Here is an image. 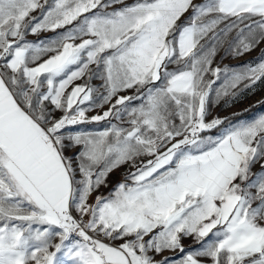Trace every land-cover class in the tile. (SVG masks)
<instances>
[{"label": "snow or ice", "instance_id": "snow-or-ice-1", "mask_svg": "<svg viewBox=\"0 0 264 264\" xmlns=\"http://www.w3.org/2000/svg\"><path fill=\"white\" fill-rule=\"evenodd\" d=\"M233 31V56L264 42V0H0V264H264V115L203 135L222 73L216 102L264 82L212 67Z\"/></svg>", "mask_w": 264, "mask_h": 264}, {"label": "rangeland", "instance_id": "rangeland-1", "mask_svg": "<svg viewBox=\"0 0 264 264\" xmlns=\"http://www.w3.org/2000/svg\"><path fill=\"white\" fill-rule=\"evenodd\" d=\"M135 0H124V3L126 4H132ZM199 2V0H197ZM49 3H51V0H49ZM115 7H120V5H116ZM108 11H111V9H108ZM34 16H38L39 12L32 13ZM188 16L189 14L186 13L184 16L181 17L179 21H177L178 25H184L188 22ZM75 23V22H74ZM223 27V25H221ZM63 29H58L57 32H62ZM56 33L51 31H41L37 36L28 35L27 39L30 41H37L39 39L43 38H49L55 36ZM236 35L235 31L229 34L227 40L223 43L222 46L218 47L216 55L213 57V64L212 67H221L224 68L225 66L229 67L230 69H233L235 71H241L242 69L237 67L238 65H245L248 66L249 64L255 66L256 64L260 62H264V42L260 43L257 47H255L252 51L241 55V56H233L230 52L226 53V49L229 47V42L233 39V37ZM201 43H207L209 47L212 46V41H201ZM46 58V57H45ZM183 64H170L168 66L169 71L177 70L179 68H182ZM95 67V66H93ZM206 79H214L210 74L206 76ZM225 75L222 73L220 75V79L216 82V84L213 85V92L210 94L209 97V111L211 115L208 117V119H211L212 117L219 116L221 118H228L234 115L242 114L250 109H253L254 107H257L259 104H262L259 108L255 109L251 112L250 115L236 119L234 121H229L225 123L221 128H219L216 132L208 133L206 135H218L220 134L225 127H228L229 125H235L238 122L244 123V122H250L256 118H258L261 115H264V82L258 81L256 84H254L250 88H245L243 84L239 85L238 89L236 90V96L233 98H229L227 100V103L224 99H221L219 102H216L215 98V90L218 89L223 83L225 82ZM83 81H76V83H82ZM91 84L94 88L97 89L96 92L92 94V100L90 102H86L83 107H89L90 111L87 112L88 116L102 114L104 110L107 109L108 105H104L103 108L101 107H92V105H98L101 103L100 101V94L103 91L102 88H100V85L102 84V81L100 79H92ZM133 91H127L122 92L121 95H133ZM139 101H133V105H138ZM55 115L59 117L61 113L56 112ZM127 120V117L124 118ZM116 122V121H114ZM118 123V122H117ZM107 126V121H102L100 123H93V124H87V125H78L75 127H78L80 129H87L92 131H98L102 130ZM72 151H75L73 149ZM68 155H71L72 153H67ZM129 171V166L124 165L120 167L119 169L112 172L107 180L106 186H102L98 192L93 193L92 199H95L96 195H107L110 190L117 185L119 182H122ZM252 173H258L261 171L260 164L257 163L252 166ZM254 192L255 189H252ZM256 206V203L253 204V207ZM184 246L186 249L190 248L195 244V241L192 238H186L183 240ZM179 253H173V252H165L163 253V256H178ZM156 259H162L161 256H157Z\"/></svg>", "mask_w": 264, "mask_h": 264}, {"label": "trees", "instance_id": "trees-1", "mask_svg": "<svg viewBox=\"0 0 264 264\" xmlns=\"http://www.w3.org/2000/svg\"><path fill=\"white\" fill-rule=\"evenodd\" d=\"M262 104H259L257 107H254L253 109H250L242 114H239V115H234V116H231V117H228L227 120L225 121V123L229 122V121H234L236 119H239V118H242V117H245V116H248L251 114L252 111H254L255 109L259 108ZM223 126V125H222ZM222 126H220L219 128H221ZM218 128V129H219ZM218 129H213L211 132H206L204 133L203 135H206L208 133H213V132H216Z\"/></svg>", "mask_w": 264, "mask_h": 264}]
</instances>
